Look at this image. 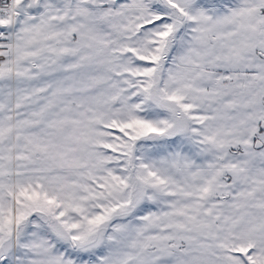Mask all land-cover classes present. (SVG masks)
<instances>
[{
    "label": "snow or ice",
    "instance_id": "snow-or-ice-1",
    "mask_svg": "<svg viewBox=\"0 0 264 264\" xmlns=\"http://www.w3.org/2000/svg\"><path fill=\"white\" fill-rule=\"evenodd\" d=\"M0 264H264V0H0Z\"/></svg>",
    "mask_w": 264,
    "mask_h": 264
}]
</instances>
